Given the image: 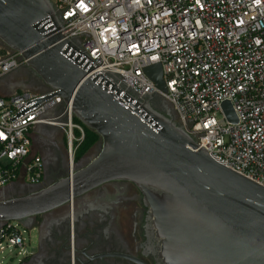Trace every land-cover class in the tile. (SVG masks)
Here are the masks:
<instances>
[{
  "label": "water",
  "instance_id": "obj_1",
  "mask_svg": "<svg viewBox=\"0 0 264 264\" xmlns=\"http://www.w3.org/2000/svg\"><path fill=\"white\" fill-rule=\"evenodd\" d=\"M59 23L49 0H0V43L41 80V92H54L98 136V152L46 190L0 200V223L30 230V218L125 181L141 195L145 248L155 264H264V188L214 162L175 120L152 109L156 92L138 98L119 74L95 65L76 36L57 33ZM143 73L165 91L160 65ZM221 107L234 123L230 104Z\"/></svg>",
  "mask_w": 264,
  "mask_h": 264
},
{
  "label": "built area",
  "instance_id": "obj_2",
  "mask_svg": "<svg viewBox=\"0 0 264 264\" xmlns=\"http://www.w3.org/2000/svg\"><path fill=\"white\" fill-rule=\"evenodd\" d=\"M49 1L57 33L76 36L95 65L119 74L138 98L156 92L214 162L264 188V0ZM21 65L17 53L0 57V78ZM153 65L164 92L143 73ZM37 127L61 132L71 177L84 127L54 92L23 91L0 97V191L42 184L31 139ZM19 226L0 223V253L24 245Z\"/></svg>",
  "mask_w": 264,
  "mask_h": 264
},
{
  "label": "flooded vegetation",
  "instance_id": "obj_3",
  "mask_svg": "<svg viewBox=\"0 0 264 264\" xmlns=\"http://www.w3.org/2000/svg\"><path fill=\"white\" fill-rule=\"evenodd\" d=\"M3 49L0 43V54ZM45 89L41 80L23 65L0 78V97ZM150 106L176 121L172 107L161 97L151 100ZM38 131L45 137L39 138ZM31 139L33 151L41 158L44 168L42 184L13 183L0 191V200L27 197L68 177L61 132L39 127ZM90 150L92 153L83 157L77 166H85L97 154L98 146ZM141 199L131 183L111 181L30 218L24 226L36 232L37 250L23 264H155L145 248V209Z\"/></svg>",
  "mask_w": 264,
  "mask_h": 264
},
{
  "label": "rangeland",
  "instance_id": "obj_4",
  "mask_svg": "<svg viewBox=\"0 0 264 264\" xmlns=\"http://www.w3.org/2000/svg\"><path fill=\"white\" fill-rule=\"evenodd\" d=\"M4 51L0 54V57H3L9 52L6 49H3ZM23 92V91H21ZM34 92V91H32ZM39 132V131H38ZM38 137H45L41 134V132L38 133ZM37 138V140L39 139ZM37 145V143H36ZM35 151V149H34ZM92 153V150H89L85 155H90ZM16 222H13L15 224ZM22 238L24 239V245L21 248L11 249L10 251L5 250L4 252L0 253V264H23L25 260V255H32L37 250V235L36 232L33 230H25L22 227H18Z\"/></svg>",
  "mask_w": 264,
  "mask_h": 264
},
{
  "label": "trees",
  "instance_id": "obj_5",
  "mask_svg": "<svg viewBox=\"0 0 264 264\" xmlns=\"http://www.w3.org/2000/svg\"><path fill=\"white\" fill-rule=\"evenodd\" d=\"M20 93V92H18ZM73 121L75 123L79 122L75 119H73ZM84 134H85V138H84V142L82 143L81 147L79 148V150L76 153V163L79 162L84 155L97 143L98 141V136L95 135L94 133L90 132L89 130L84 128Z\"/></svg>",
  "mask_w": 264,
  "mask_h": 264
},
{
  "label": "crops",
  "instance_id": "obj_6",
  "mask_svg": "<svg viewBox=\"0 0 264 264\" xmlns=\"http://www.w3.org/2000/svg\"><path fill=\"white\" fill-rule=\"evenodd\" d=\"M35 153V152H34Z\"/></svg>",
  "mask_w": 264,
  "mask_h": 264
}]
</instances>
